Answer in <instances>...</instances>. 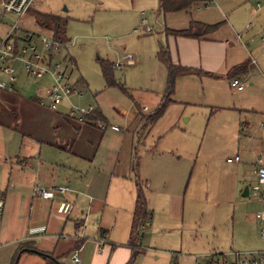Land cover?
Here are the masks:
<instances>
[{
    "label": "crops",
    "instance_id": "0c3cea01",
    "mask_svg": "<svg viewBox=\"0 0 264 264\" xmlns=\"http://www.w3.org/2000/svg\"><path fill=\"white\" fill-rule=\"evenodd\" d=\"M139 1L162 17L156 18L160 21L157 35L140 39L143 46L133 49L138 53L144 50L156 57L152 61V78L157 81L152 92L131 99L134 109H131L132 103L129 106L126 103L125 108L117 100L103 104L96 102L95 105L88 104L91 110L85 123H78L68 116L69 104L77 105V100L81 103L83 90L91 84L67 50L71 42L68 37L63 53L71 56L76 64L73 80L81 95L72 96L70 102L63 101L56 110L36 105L38 98L45 95L50 78L40 79L44 86L40 82L37 89L30 85V92L34 88L41 93V86L45 90L27 100L20 94L28 90L27 81H18L15 76L10 81L8 75L0 74V81L5 83L0 88V110L5 105L10 114L19 108L20 113L27 104L29 107L22 111L23 116L30 107L39 108L36 109V122L26 124L23 120L21 131L19 125L0 122V193L4 199L0 263L66 264L63 259L77 249V264H127L129 261L130 264H143L145 253L140 245V227L135 228L134 224L137 191L140 190L146 200V212L151 194L146 195L145 190L150 188L154 189L155 199H160L158 207L152 205L154 214L155 209L160 208L159 213L174 220L184 212L185 193L191 177L188 163H184L188 160L183 154H177L178 149L162 150L158 145L170 130H177L181 133L177 142L186 149L190 132L179 125V117L166 119L160 131L156 126L159 120L166 118L169 105L192 103L190 97L197 89L194 77L199 78L203 87L208 82L213 92L209 97L212 102L204 98L202 103L211 106V115L220 114L217 120L222 125L216 129L222 135L220 146L231 151L224 162V165L232 166L230 171L221 168L222 162L216 165L213 160L212 166H217L215 175L223 174L212 177V191L209 184L205 187L212 197L208 207L214 215L220 216L232 209V216L226 213L221 217L223 220L218 217L225 224L217 223L212 227V241L192 247L185 259L198 264L211 254L263 247L255 214L264 208V204L252 195L251 188L256 184L255 164L259 155L264 165V0H198L191 6L194 8L174 12L161 11L158 0ZM70 3V0H34L22 16L2 14L0 17L5 15L8 23H2L0 40L9 34L13 25L17 37L24 32L45 34L37 24L39 14L58 16L68 19L69 23L72 20L67 17ZM63 4L67 8L61 9ZM191 9H194L193 13L189 12ZM27 18L34 24V29L19 25L26 24ZM142 18L150 25L144 12H141L139 25ZM191 22L219 26L201 37L175 36L167 31L186 29ZM161 49L168 52L172 64L188 69L175 76L172 98L169 99H165L167 68L158 56ZM127 54L133 56L128 51L121 56L123 61ZM133 59L132 64L125 65L141 66L134 56ZM120 65L119 69L123 66ZM233 78H238L243 85L246 83L248 88L236 90L230 85ZM218 80L242 93H225L222 98L219 91H214L215 87L222 86ZM105 84L97 88L103 90ZM148 99L146 105L149 108L141 107L139 103ZM224 99L232 104H221ZM163 103L164 110L155 115ZM149 109L152 113L145 116ZM235 157L238 160L227 162L228 158ZM59 185L67 186L68 190L55 193L50 199L34 195L36 186ZM245 185L249 186L247 196L242 194ZM205 196L209 199L210 194ZM106 239L108 245H105ZM167 253L155 249L154 260L160 257L169 260ZM179 260L181 264L183 259Z\"/></svg>",
    "mask_w": 264,
    "mask_h": 264
},
{
    "label": "rangeland",
    "instance_id": "374dc122",
    "mask_svg": "<svg viewBox=\"0 0 264 264\" xmlns=\"http://www.w3.org/2000/svg\"><path fill=\"white\" fill-rule=\"evenodd\" d=\"M70 2L71 10L67 17L72 18V20L67 23L68 19H66L68 27L65 25L64 29V34L71 41L67 46V50L74 56L80 72H84L92 84L88 85V87L83 90L82 95L84 100L81 101L82 104L80 102L77 103L79 101L77 100V106L81 104L80 106L88 108L89 103L95 105L96 102L103 104V102H114L117 100L119 104H122V107L126 108V103H128V106L131 105V99L152 92V88H154L156 86L155 83H157L154 77L152 78L154 73L152 61H155L156 57L144 50L142 53H138V51H133V49L136 48V46H143V42H139L140 39L157 35L156 32H159L160 21L159 19L156 20V18L159 16L162 17V15L148 8L149 5L146 6L141 4L139 0H70ZM63 8H67L66 5L63 4L61 9ZM141 12L145 13L154 31L150 33L134 31V29L139 26L138 23L141 18ZM189 12L193 13L194 9L189 10ZM4 16L0 17V28L4 27L2 23H8ZM13 23L12 21V24ZM19 25L34 29V24L31 23L29 18H27L26 24L23 25L19 23ZM144 48H146V46L143 47V49ZM128 51L132 52L136 61L139 62L141 66L133 67L125 65L126 61H123V57L121 56L125 55ZM107 61L118 62L123 65L121 69L113 70V78L118 83V86L112 88H109L104 83L101 74V64ZM10 65L15 70V79H18V81H27L26 85L28 86V90L24 93H20L25 96V99L32 100L36 93L39 95L43 92L42 90H45L43 89L44 81L28 76L24 72L20 62L14 61L11 62ZM45 78L46 77H44V79ZM194 79L197 81V89L196 94L194 93L190 97L192 103L169 105V107H167V112H165L167 113L166 116L164 114L166 118L159 120L156 126V128H158L157 130L160 131L164 128L163 126H165L166 119L170 117L172 119L179 117V125L186 127L190 132L189 140L187 139V142L184 141L186 142V149H182L181 145L177 142V138H180L178 135L181 134L178 133L177 130H170L165 140L158 145V148L162 150L165 148H170L169 150L178 149L177 154H183L184 158L188 160L184 161V163H188V170L191 171V177L189 179L188 191L185 193L184 212L181 215L179 214L178 219L174 220L169 218L165 213H159L160 208H157V210L155 209L154 214L152 205L158 207L160 199H155L156 196L152 193L154 191L153 188L145 190V193H147L146 195L151 194V199L150 201L148 200L147 215L142 224L139 225L140 238L142 237L140 245L141 248L144 249L143 253H145L143 264H158L159 262L162 264H180L179 258L183 259L181 264H196L194 260H189V258L185 259L189 256L188 253L191 252L189 249L212 241V234H214L212 232V227L217 223L222 225L225 224V221L223 223L220 219H222L221 217H224L226 213H230L232 216V209L221 213L222 216H220V214L214 215L208 207L212 197L211 192H209L208 189L205 190V187H208L209 184L210 191H212V177H220V175L223 174L220 173L219 175H215L217 173V166H212L213 160H216V165L222 162L221 168H223V170L226 168L230 171L232 166L230 164L224 165V162H226V157L230 156L231 151L221 149L222 147L220 146L222 135L216 131V129L221 128L222 125V122L217 120L218 117H221L220 114L213 113L211 115V106L207 107L206 104L208 103H202L204 98L207 102H212L209 97L212 96L213 92L209 88L208 82H205V86L203 87L201 83L198 82L199 78L194 77ZM218 81L222 86L215 87L214 91H219L220 94L224 96L222 98H225V93L231 95L242 93L232 90L228 83L225 84L223 81L221 82V80ZM40 82L43 83V86H41V93L34 88H32L30 92V85L36 88V85H39ZM102 83L103 85L105 84V89H98L97 87ZM193 86H195V84ZM244 87L247 89L248 85L244 83ZM15 90L18 89L15 87ZM17 92H19V90ZM168 98H172L171 94ZM226 99L221 101V104H228L229 102V104H232V101H226ZM74 100L75 99H73V101ZM147 102H149V99L139 104H141V107L146 106L149 108L148 105H146L148 104ZM36 103V105L40 107L38 101H36ZM28 107L29 105L24 104L22 111ZM38 107L36 109H39ZM36 109L30 107L26 114L22 116V111L19 113L20 108L10 114L6 111L5 105H3L0 110V122H3V124L12 122L14 125H19L20 127L18 130L21 131L23 129L21 128L23 120L26 124L36 122ZM131 109H134L133 103ZM135 110H137V106H135ZM151 113L152 111L149 109L144 115L147 116ZM188 118H190V120H188ZM137 154H140V152L138 151ZM206 178H208L209 181H206ZM228 185L231 187V184ZM142 190H144L143 184ZM206 193L210 194L209 199L206 198ZM181 218L182 220L180 221ZM226 221L228 224L230 223L227 218ZM2 224L3 216L1 217V227ZM154 228H158L157 231H154ZM163 228H166V231H163ZM105 242V245H108V239H106ZM155 249L158 252H168L167 254H170V259L168 260L160 257L159 260H154ZM167 260L169 263H167ZM63 261L66 262V264H72L70 256L64 258Z\"/></svg>",
    "mask_w": 264,
    "mask_h": 264
},
{
    "label": "built area",
    "instance_id": "2783aa9c",
    "mask_svg": "<svg viewBox=\"0 0 264 264\" xmlns=\"http://www.w3.org/2000/svg\"><path fill=\"white\" fill-rule=\"evenodd\" d=\"M34 0H0V16L2 14H12L22 16L32 6ZM150 33L153 31L146 18H142L138 28L134 31ZM16 26L13 25L9 34L0 40V74L8 75L10 81L14 80V69L10 63L17 61L23 66L24 72L36 79L44 77L50 78L49 86L43 97L38 98V105L56 110L63 101H69L72 96H80L81 92L73 80L75 62L67 53H63L65 43H61L49 35L24 32L20 37L14 35ZM126 64H132L133 56H125ZM113 67L119 69L120 63H114ZM230 85L236 90H242L244 85L238 78H233ZM5 83L0 81V88ZM11 88V86H9ZM68 116L74 118L78 123H85L86 116L91 107L84 108L73 103L69 104ZM104 129V126L100 127ZM238 160L228 158L227 162ZM256 184L251 188V193L255 197L263 200L264 204V165L262 157L259 155L255 164ZM67 186L59 185L49 188L36 186L34 195L50 199L55 193H65ZM4 207V199L0 193V230L1 216ZM255 219L259 224V236L263 247L259 250L251 251H231L228 254H211L206 257L202 263L198 264H264V208L255 214ZM102 244V240H99ZM70 260L73 264L79 263L77 249L70 254ZM2 264V263H0Z\"/></svg>",
    "mask_w": 264,
    "mask_h": 264
},
{
    "label": "trees",
    "instance_id": "16d2710c",
    "mask_svg": "<svg viewBox=\"0 0 264 264\" xmlns=\"http://www.w3.org/2000/svg\"><path fill=\"white\" fill-rule=\"evenodd\" d=\"M198 0H158V6L161 11L164 12H174L178 10H183L194 5ZM37 19V24L42 28L43 33L48 34L55 40L65 43L66 36L64 34V29L66 25V19L59 18L54 15L39 14ZM219 24L207 25L197 22H191L190 26L186 29L181 30H167L168 33L175 36H185V37H201L202 34L211 32L217 28ZM159 58L165 64L167 68V91L165 99H169L168 96L172 93L174 78L180 72L188 70L184 67H178L172 64L168 52L161 49L158 53ZM72 58V57H71ZM113 64L111 62H104L101 64V74L107 86L118 85L113 78ZM244 68V65L241 67ZM165 104H161L156 114H160L164 110ZM136 211H135V228L140 227L143 220L145 219L146 212V200L141 193L137 191L136 199ZM79 246H77L78 248ZM130 264V261L127 263Z\"/></svg>",
    "mask_w": 264,
    "mask_h": 264
},
{
    "label": "water",
    "instance_id": "95a60500",
    "mask_svg": "<svg viewBox=\"0 0 264 264\" xmlns=\"http://www.w3.org/2000/svg\"><path fill=\"white\" fill-rule=\"evenodd\" d=\"M248 191H249V186L245 185L244 188H243L242 194L247 196L248 195ZM30 251L37 252V251L32 250V249H30Z\"/></svg>",
    "mask_w": 264,
    "mask_h": 264
}]
</instances>
